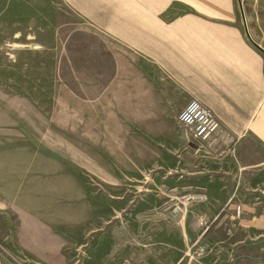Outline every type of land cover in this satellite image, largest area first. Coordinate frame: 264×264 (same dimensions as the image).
Wrapping results in <instances>:
<instances>
[{
  "label": "crops",
  "instance_id": "crops-1",
  "mask_svg": "<svg viewBox=\"0 0 264 264\" xmlns=\"http://www.w3.org/2000/svg\"><path fill=\"white\" fill-rule=\"evenodd\" d=\"M246 2L240 14L226 0L168 21L159 16L171 0L105 9L116 22L96 26L138 66L117 82L115 106L125 125L115 143L131 144L133 157L113 185L133 193L77 206L75 172L38 189L27 161L0 147V264H264V0ZM191 99L219 118L216 144L176 134ZM140 144L158 150L146 170ZM141 175L154 192L148 203L136 196ZM236 204L243 211L228 236ZM203 220L206 252L195 256L188 246Z\"/></svg>",
  "mask_w": 264,
  "mask_h": 264
},
{
  "label": "rangeland",
  "instance_id": "rangeland-1",
  "mask_svg": "<svg viewBox=\"0 0 264 264\" xmlns=\"http://www.w3.org/2000/svg\"><path fill=\"white\" fill-rule=\"evenodd\" d=\"M225 2L171 0L159 17L168 21ZM232 3L240 14L247 2ZM116 5L126 10L132 0H0V147L27 161L38 189L61 172H75L77 206L133 193L114 186L124 178L121 172L130 171L127 161L133 157L131 144L115 143L125 126L115 106L117 82L124 76L131 81L137 64H132L131 48L96 26L116 22L117 16L104 12ZM237 18L241 23L244 16ZM84 135L89 142L80 141ZM139 147L138 167L146 170L158 150L152 144ZM140 179L136 196L151 202L154 192ZM146 210L147 205L141 207ZM145 230L141 224V237Z\"/></svg>",
  "mask_w": 264,
  "mask_h": 264
},
{
  "label": "built area",
  "instance_id": "built-area-1",
  "mask_svg": "<svg viewBox=\"0 0 264 264\" xmlns=\"http://www.w3.org/2000/svg\"><path fill=\"white\" fill-rule=\"evenodd\" d=\"M241 1V0H240ZM241 3V2H240ZM177 134L180 137H189L196 142L201 143H215L217 142V135L221 129V123L215 113L204 106L196 99L189 100L186 105L177 113ZM234 149L232 148L231 151ZM234 224L227 229V235H232L233 228L238 227V222L242 214V207L236 204L233 208ZM211 221H200L199 234L194 241L188 246V252L195 256L203 255L206 252V247L201 242L203 234L209 228ZM129 264H143V263H129Z\"/></svg>",
  "mask_w": 264,
  "mask_h": 264
}]
</instances>
